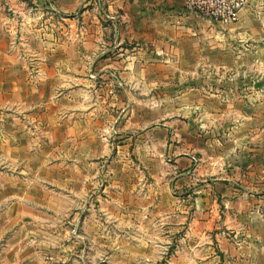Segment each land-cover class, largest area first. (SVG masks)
<instances>
[{"label": "rangeland", "instance_id": "rangeland-1", "mask_svg": "<svg viewBox=\"0 0 264 264\" xmlns=\"http://www.w3.org/2000/svg\"><path fill=\"white\" fill-rule=\"evenodd\" d=\"M47 1L0 0V29L12 35L13 51L20 56L19 68L35 73L39 68L62 69L61 79H52L49 89L42 88L36 96L54 98L60 91L66 93L62 94L66 103L32 105L25 110L34 115L32 143L39 149L36 154L50 163L34 173L44 177L41 191L51 197L48 199L55 209L42 219L48 228L45 233H36L35 242L24 249L10 243V260L15 258V264H179L191 258L189 264H198L204 255L228 257L229 253L218 246L231 243L234 230L240 232L237 238L263 242L264 182L254 181L255 176H264V154L260 151L264 139L251 138L257 146L242 154L236 183L196 179L192 184L176 186L171 166L177 142L169 132L151 131L177 117L176 110L167 103L153 105L146 95H142L146 102L136 99L127 106L117 96L123 91L112 98L114 86L122 80L117 73L109 78L102 76L92 84L100 50L108 46L106 42L112 40L130 10L154 16L161 1L84 0L68 8L66 15L60 14L56 0ZM253 9L260 20L255 27L263 32L264 0H257ZM138 16L133 15L134 19ZM256 45L259 58L249 64L243 58V67L237 70L215 68L214 78L207 77L202 68H185L189 73L181 78L183 73L177 69L165 68L169 71L168 78L163 79L166 90L162 89L159 96H171L174 88L187 87L193 81L201 86V92L207 89L227 98L232 94L243 99L264 98V43L258 40ZM163 59L168 64L170 58ZM134 91L131 94L139 98ZM179 119L182 121V117ZM198 129L203 132L202 126ZM181 140L185 145V136ZM220 145H214L211 152L219 155L224 151ZM193 155V164L200 168L217 163L203 158L202 151L196 150ZM21 170L20 175H32L30 170ZM108 194L114 198L113 204L102 199ZM79 196L83 206L80 215H75ZM128 200L137 211L124 209ZM136 237L142 239L141 246L135 243ZM206 243L215 249L204 250ZM229 262L226 258L220 264H233Z\"/></svg>", "mask_w": 264, "mask_h": 264}, {"label": "crops", "instance_id": "crops-1", "mask_svg": "<svg viewBox=\"0 0 264 264\" xmlns=\"http://www.w3.org/2000/svg\"><path fill=\"white\" fill-rule=\"evenodd\" d=\"M33 1L40 3L41 0ZM82 1L84 0H56V4L60 14L66 15L68 8H75ZM158 1L161 2L154 11V16L144 14L142 10H135V13L130 10L129 17L126 16L125 22L115 29L112 40L106 42L108 46L100 50V57L93 66L95 77L91 76L92 84L102 76L109 78L117 73L122 82H119L118 87L114 86L116 90L112 98L116 97V92L123 91L117 96L125 100L123 104L126 106L132 100L146 102L147 99L153 105L167 103L176 110L177 117L172 116L171 121L167 120L151 130L155 134L168 135L169 132L171 139L177 142L174 144L175 162L171 166L176 173V186L192 184L196 179L234 184L239 179L235 172L242 168V154L257 146L251 138L259 136L264 139V98L256 100L249 96L243 99L236 94L227 98L226 95L210 93L207 89L204 93L199 89L201 86L193 81L187 87L174 88L171 96L161 98L159 94L162 89L166 90L163 79L168 78L169 71L164 70L165 68L177 69L180 74L183 73L180 78L184 74L188 75L190 68H202L207 77L214 78L215 68L237 70L243 67V58L248 64L256 56L259 58L261 54L256 42L260 40L264 43V31L255 27L258 21L260 23L253 9L257 0H247L237 20L231 23L202 17L185 8L182 0ZM136 13L139 14L138 19L133 17ZM0 19L3 18L0 16ZM11 37L6 30L0 29V264H15V258L11 257L10 260L7 254L12 247L10 243L22 245L24 249L26 244L35 242L36 233H45L48 228L42 219L55 209L51 205V197L41 191L44 177L34 173L37 169H46L50 163L36 154L39 149L32 143L34 115L25 110L32 105L66 103V96L62 95L66 93L60 91V82L56 85L60 91L56 97L36 96L42 88L49 89L52 79H61L62 69L39 68L35 73L30 68H19L20 56L13 51ZM116 46H119L118 50L114 51ZM165 57L170 58L168 64L162 61ZM192 78L194 74L191 75V80ZM79 82L81 83L80 80ZM132 89L139 94V98L131 94ZM142 95H146V99H142ZM196 122L203 127L202 133L198 132ZM183 136L185 145L182 143L184 140H181ZM177 137L178 140H175ZM217 138H221V141ZM217 143L224 149L219 155L211 152ZM260 145V151L264 154V146L262 143ZM196 150L202 151L203 158L207 157L217 163L205 164L207 167L202 168L194 165L193 153ZM35 158L39 161L35 162ZM203 158L202 161L206 162ZM4 167L7 169H3ZM20 169L30 170L32 175H20ZM255 178L254 184L264 182V176ZM102 199L110 203L114 201L110 194ZM76 200L78 206L74 212L75 215H80L82 196ZM123 207L129 209L134 205L128 200ZM133 211L137 210L133 208ZM131 214L133 216L134 212ZM234 231L231 243L218 246L220 251L229 253L228 257L223 254L222 257L204 255L197 263L220 264L225 263L228 258L229 263L232 261L233 264H264V240L247 242L244 238H237L240 232L236 234V230ZM135 240L138 246L142 245V239L136 237ZM215 247L206 243L203 249L210 248L213 251ZM191 261L189 258L179 264H189Z\"/></svg>", "mask_w": 264, "mask_h": 264}, {"label": "built area", "instance_id": "built-area-1", "mask_svg": "<svg viewBox=\"0 0 264 264\" xmlns=\"http://www.w3.org/2000/svg\"><path fill=\"white\" fill-rule=\"evenodd\" d=\"M185 8L222 23L237 20L247 0H182Z\"/></svg>", "mask_w": 264, "mask_h": 264}]
</instances>
